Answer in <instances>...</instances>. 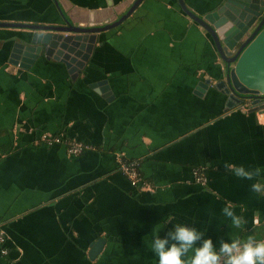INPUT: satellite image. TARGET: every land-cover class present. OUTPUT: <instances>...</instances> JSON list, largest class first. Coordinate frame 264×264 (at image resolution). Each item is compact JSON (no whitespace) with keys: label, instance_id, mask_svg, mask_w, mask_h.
<instances>
[{"label":"crops","instance_id":"obj_1","mask_svg":"<svg viewBox=\"0 0 264 264\" xmlns=\"http://www.w3.org/2000/svg\"><path fill=\"white\" fill-rule=\"evenodd\" d=\"M69 1H110L118 18L135 0ZM182 1L203 16L225 0ZM124 20L97 33L74 78L36 51L39 31L0 26V264H158L146 241L175 223L216 246L229 233L264 235V194L251 189L264 184V107H227L216 87L226 65L179 0H141ZM0 21L65 24L54 0H0ZM48 134L91 148L70 155ZM120 159L140 162L144 185L120 173ZM227 165L261 171L250 181ZM225 206L243 230L229 227Z\"/></svg>","mask_w":264,"mask_h":264},{"label":"water","instance_id":"obj_2","mask_svg":"<svg viewBox=\"0 0 264 264\" xmlns=\"http://www.w3.org/2000/svg\"><path fill=\"white\" fill-rule=\"evenodd\" d=\"M140 1L135 0L125 13L116 18L118 8L110 1L108 7L89 10L73 6L69 0H60L69 12L67 18L58 0H54L64 20L63 25L0 21V26L39 31L33 33L30 40L33 44H40L36 51L44 47L45 54L63 62L74 78L87 62L97 33L119 25ZM179 1L184 12L209 33L226 65V78L217 82L216 87L227 94V107L242 104L244 94H264V0H225L203 16L191 12L182 0ZM29 56L34 58L36 54ZM258 102L259 99L254 98L250 103L256 105ZM259 105L264 107V103ZM257 108L259 106H254L251 110Z\"/></svg>","mask_w":264,"mask_h":264},{"label":"clouds","instance_id":"obj_3","mask_svg":"<svg viewBox=\"0 0 264 264\" xmlns=\"http://www.w3.org/2000/svg\"><path fill=\"white\" fill-rule=\"evenodd\" d=\"M233 173L242 179L253 180L260 174V169H246L243 165H227ZM253 192L264 194V184L256 182L251 185ZM231 229L243 230L245 222L231 206L222 209ZM160 225L155 228L154 238L149 242L150 248L158 257V264H264V235L258 233L239 235L229 233L228 240H219L218 246L211 237L204 238V232L196 227L175 223L174 230L161 238L158 235ZM198 241H202L197 245Z\"/></svg>","mask_w":264,"mask_h":264},{"label":"built area","instance_id":"obj_4","mask_svg":"<svg viewBox=\"0 0 264 264\" xmlns=\"http://www.w3.org/2000/svg\"><path fill=\"white\" fill-rule=\"evenodd\" d=\"M241 109H246V105L242 106ZM43 140H45L47 143H63L66 147V151L70 155H77L80 154L83 150L85 149H90L91 146L83 141L79 140H65L62 139L60 136L54 135V134H48V135H43ZM139 165L140 162L138 160H127V159H120L118 160V170L120 171L121 174L126 176L130 183L133 186L137 185H144L145 183L142 180V176L139 170ZM196 179L200 181L201 183L205 182L204 175L201 171L198 169H195L193 171ZM149 187V185L147 184ZM5 241V235L3 231L0 230V244H1V252L6 253V248L3 247V242Z\"/></svg>","mask_w":264,"mask_h":264},{"label":"flooded vegetation","instance_id":"obj_5","mask_svg":"<svg viewBox=\"0 0 264 264\" xmlns=\"http://www.w3.org/2000/svg\"><path fill=\"white\" fill-rule=\"evenodd\" d=\"M244 100H243V103L242 104H239L241 106H244L246 105V108H253L255 105H252L250 102L251 100L254 98L255 99H259V102L256 104V105H259V104H263L264 103V94H261V93H257V94H244ZM238 106V105H237Z\"/></svg>","mask_w":264,"mask_h":264},{"label":"trees","instance_id":"obj_6","mask_svg":"<svg viewBox=\"0 0 264 264\" xmlns=\"http://www.w3.org/2000/svg\"><path fill=\"white\" fill-rule=\"evenodd\" d=\"M124 21H125V20H124ZM124 21H123V22H124ZM123 22H121V23H120L119 25H117V26H120ZM117 26H115V27H117ZM60 137H61V136H60ZM56 144H63V143L61 142V143H56ZM63 145H64V144H63ZM64 147H65V145H64ZM65 149H66V147H65ZM86 150H88V149H85V150H83L82 152H84V151H86ZM82 152H81V153H82ZM81 153H80V154H81ZM139 167H140V165H139ZM195 169H197V168H195ZM0 248H1V244H0Z\"/></svg>","mask_w":264,"mask_h":264}]
</instances>
